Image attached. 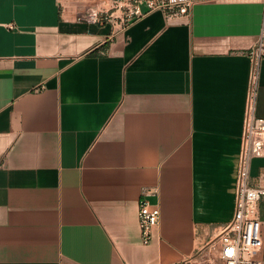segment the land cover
<instances>
[{"label":"crops","instance_id":"obj_1","mask_svg":"<svg viewBox=\"0 0 264 264\" xmlns=\"http://www.w3.org/2000/svg\"><path fill=\"white\" fill-rule=\"evenodd\" d=\"M87 2L0 0V264L177 263L234 215L264 0L123 27ZM251 176L264 184V157ZM143 189L161 209L148 244ZM258 213L264 240V196Z\"/></svg>","mask_w":264,"mask_h":264},{"label":"built area","instance_id":"obj_2","mask_svg":"<svg viewBox=\"0 0 264 264\" xmlns=\"http://www.w3.org/2000/svg\"><path fill=\"white\" fill-rule=\"evenodd\" d=\"M94 10L87 19L101 21L107 18L106 7L120 11V27L148 12L162 10L167 17L189 15L196 0H90ZM251 73L245 110L242 145L236 180V203L232 219L222 225L213 237L196 253L174 264H261L258 254L264 246L263 221L259 217L258 203L264 196V184L252 183L251 165L256 157H264V117L256 111L261 65L264 61V30L250 49ZM153 189H143L139 200V222L142 241L150 243L160 223L161 209L147 196Z\"/></svg>","mask_w":264,"mask_h":264},{"label":"rangeland","instance_id":"obj_3","mask_svg":"<svg viewBox=\"0 0 264 264\" xmlns=\"http://www.w3.org/2000/svg\"><path fill=\"white\" fill-rule=\"evenodd\" d=\"M87 1H89V0H85V2H87ZM88 3V2H87ZM88 4H91V3H88Z\"/></svg>","mask_w":264,"mask_h":264}]
</instances>
